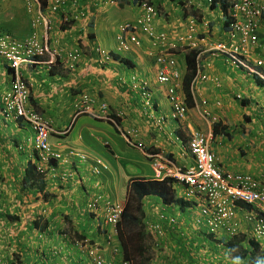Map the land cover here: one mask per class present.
<instances>
[{
  "label": "crops",
  "instance_id": "1",
  "mask_svg": "<svg viewBox=\"0 0 264 264\" xmlns=\"http://www.w3.org/2000/svg\"><path fill=\"white\" fill-rule=\"evenodd\" d=\"M45 1L48 5L43 12L51 21L48 33L44 25L37 22L38 0H0V33L22 40L38 34L41 42L47 36L50 49L61 55L51 68L44 63L49 58L47 55L42 63L24 64L21 71L30 84V105L61 132L51 136V143L63 156L55 163V176L46 179L47 196L30 188L22 190L26 169L36 163L31 148L34 132L26 122L5 116V125H0V130L4 131L0 133V264H87V260L78 257L72 245L63 240L67 225L69 229L74 227L72 232L88 234L106 245L104 236L111 229L104 226L105 230L100 232L102 216L84 213L86 203L102 194L108 201L124 205L131 182L160 181L148 153H162L180 166L193 165L194 158L187 145L191 127L214 131L218 123L211 145L218 166L222 170L264 177V125L255 120L258 118L253 112L256 106L251 105L252 99L264 103V85L223 57L202 52L199 54L201 72L208 80L197 82L194 107H188L183 122L168 119L161 128L156 127L150 123V113L169 115L171 104L167 99V86L155 80L156 64L148 55V38L141 33L145 40L141 48H134L128 56L117 53L119 27L128 17L136 18L142 13L141 0H77L76 8H72L75 0H68L63 13L55 14L49 9L52 0ZM196 1L200 7L206 6L204 12H200L202 15L197 16L198 28L209 34L215 26L211 21L218 15V9L209 10L205 0ZM149 2L160 5L164 11L160 10L155 18L154 28L167 31L173 37L186 32L185 18L197 15L188 8L186 0ZM69 11L85 18L65 24L62 15ZM219 18L222 20L221 15ZM222 27L224 32L223 24ZM75 51L80 52L76 67L69 68L68 56ZM117 55L128 58L129 64L114 57ZM177 58L183 82L179 92L185 96L186 53ZM132 72L140 76L129 84ZM147 82L152 91L153 111L144 107L141 94L134 91L137 85L146 86ZM10 84L7 65L0 66V97ZM84 94L96 99L92 114H78ZM240 94L245 96L241 102L236 99ZM203 99L209 100V117L201 110ZM216 101L222 104L219 106ZM102 102L109 105L107 115L100 111ZM117 112L123 115L118 117ZM1 114L0 106V117ZM97 161L108 169L95 173ZM172 189L173 194L168 196L172 203L166 204L161 196L151 194L142 199L141 211L135 209L142 220V231L150 234L147 239L137 241L134 248L127 247L129 258L135 264H251L235 257L234 251L223 244L205 239V228L198 223L202 217L197 207L188 205L193 198L188 195L186 186L173 182ZM99 211H103L102 208ZM244 211H239V231L249 238L252 227L245 221ZM35 221L43 237L34 227ZM155 226L167 232V239L160 240L161 243L153 236ZM219 238L229 239L225 235ZM107 249L106 256L111 257ZM121 253L122 247L118 255ZM57 254L61 258L66 255V259L59 261Z\"/></svg>",
  "mask_w": 264,
  "mask_h": 264
},
{
  "label": "built area",
  "instance_id": "2",
  "mask_svg": "<svg viewBox=\"0 0 264 264\" xmlns=\"http://www.w3.org/2000/svg\"><path fill=\"white\" fill-rule=\"evenodd\" d=\"M66 3V0H52L49 9L52 13H58L66 6ZM139 7L142 12L139 17L135 22L123 26L121 30L130 32L129 40L132 46L141 45L138 32L141 31L151 36V50L158 51L156 57L157 81L167 85V96L171 103L169 115L158 117L153 112L150 113L152 122L155 121L157 125L163 124L167 118L184 121L188 113L184 97L179 92L181 74L171 50L177 48L201 49L202 52L212 54L214 57L222 55L230 65L264 83V0H231L230 15L232 19L223 32V39L214 42L199 33L193 18L188 20L187 32L171 40L166 32L154 31L153 25L158 16L156 7L146 0L141 1ZM37 22H42L46 32L50 28V20L44 16L41 10L38 12ZM46 39L47 36L41 42L35 34L27 40H17L0 34V63L5 61L12 69L11 85L9 90L2 95V112L7 116L13 115L15 118H22L32 127L35 132L33 146L36 151L38 150L42 162H47L50 158L60 159L62 154L50 143L51 135L56 132L51 122L29 106V83L23 77L21 68L24 64L42 63V58L47 54H50L51 57L44 63H53L54 57L58 53L51 52ZM120 39L122 48L128 50L127 42L123 37ZM68 57V63L73 67L79 54L76 51L70 53ZM198 68L201 67L198 66ZM201 71L198 69L197 76L192 82V88L198 81L208 80V76ZM133 80L135 82V78ZM142 95L146 99L147 106L152 108L149 99L150 93L146 88H142ZM237 97L242 98L241 95ZM85 99L82 112L90 113L94 101L89 96H86ZM202 102L203 113L210 115L207 110L209 109L208 102L206 100ZM216 103L221 105V101ZM100 109L107 112L108 105L102 103ZM213 138L212 129L202 131L191 128L188 148L195 160L191 166H180L161 154H150L155 176L160 179L173 178L176 182L186 186L188 195L197 202L207 231L212 234L218 232L232 237L239 233L238 213L240 210H245L246 220H244L252 227L251 237L258 240L264 247V177L222 170L217 165L216 156L210 150ZM82 157L84 158V155ZM241 204L250 206V210L247 211L248 209H244ZM89 206L94 207L95 204ZM104 211L105 222L110 225L113 236H115L123 213V206L107 202ZM153 234L158 237L164 232L155 226ZM76 245L87 253V264H132V261L124 260L118 255L120 248L111 240L108 241V245L112 247L111 257H106L100 246L89 238L76 240Z\"/></svg>",
  "mask_w": 264,
  "mask_h": 264
},
{
  "label": "trees",
  "instance_id": "3",
  "mask_svg": "<svg viewBox=\"0 0 264 264\" xmlns=\"http://www.w3.org/2000/svg\"><path fill=\"white\" fill-rule=\"evenodd\" d=\"M218 3V0L213 1V8ZM42 7H46V1L41 0ZM229 0H223L221 2V9L225 15V22L223 24L224 28L229 25L230 18L228 17L229 13ZM65 26H62V29H64ZM200 54L199 49H194L191 51L186 52V64H187V72L184 77V89H185V101L188 107L194 106V97L192 92L190 91L191 84L194 80V77L197 74L198 66H199V60L198 55ZM117 59H120L122 63L129 64L128 59H124L120 56H114ZM224 58V56L219 55L217 58ZM225 61V60H224ZM10 72L12 73V70L10 69ZM256 81L260 84V80L256 79ZM264 85V84H262ZM209 104V100H206ZM243 102H246V100H243ZM245 104V103H243ZM249 116L246 115V120L248 121ZM18 120L24 121L23 119L19 118ZM218 127V123L214 125V135H216L217 131L216 128ZM24 183L22 184V190L30 188L31 190L39 191L44 193V196H47V192L45 191L47 184L46 180L36 171V168L34 166H31V168H27L25 171V176L23 179ZM175 180L173 178H164L160 181H150V182H144V181H133L130 184L129 187V195L127 201L124 203V210L121 215V220L118 223V237L116 240L120 243L122 247V253L123 258L130 259L129 254L127 253V247H135L136 242H140V240H144L146 237L148 238L150 234H146L144 231H142V220L137 217L135 214V209L137 211H141V202L142 199L145 196L148 195H158L162 197V200L166 204H170L173 201L171 199H168L169 194H173L172 185ZM47 194V195H46ZM180 203V202H179ZM188 205L190 207L196 208L197 203L195 201L188 202ZM244 209L250 210V206L241 204ZM188 206V207H189ZM252 209V208H251ZM240 216V212L238 213V218ZM17 219V218H15ZM205 228V232L212 236V241L216 242L218 241L219 244H223L228 249L233 250L236 254L235 257L241 258L242 260H248L251 264H263L264 263V252L261 250V245L259 242L248 238L243 233H237L236 235L230 237L228 240H225L224 238H219L222 236H219L218 232H214V234L207 231L206 225L204 223V218L198 222ZM34 227L38 228L39 225L35 221ZM144 228H146V225L144 224ZM39 229V228H38ZM41 229V228H40ZM75 234L79 237H81V234L75 231ZM152 235V234H151ZM154 236V235H153ZM156 240H159V236H154ZM146 238V239H147ZM160 242V240H159ZM131 261H133L131 259Z\"/></svg>",
  "mask_w": 264,
  "mask_h": 264
},
{
  "label": "clouds",
  "instance_id": "4",
  "mask_svg": "<svg viewBox=\"0 0 264 264\" xmlns=\"http://www.w3.org/2000/svg\"><path fill=\"white\" fill-rule=\"evenodd\" d=\"M141 1H144V0H141ZM140 1V2H141ZM146 1H148L149 2V0H146ZM213 1L214 0H211V2H208V0H205V2L207 3V6H208V8L209 7H211V9H218V10H220V12L222 13V21H223V24H224V22H225V20H224V18H225V15H224V13H223V11H222V9H221V2L223 1V0H218V3L216 4V6L213 8L212 6V4H213ZM39 2H40V4H39V6H38V11L39 10H41V12L44 14V9L47 7V5H46V7H42V5H41V0H39ZM66 5L68 4V0H66ZM74 2H75V5H74ZM77 0H75V1H72V8H76L77 7ZM186 3L187 4H189L191 7H192V11L195 9V7H194V3H193V1L192 0H186ZM196 3H197V7H198V10L200 11L202 8H206V6L204 7V6H202V7H200V4L196 1ZM229 3H230V5H229V9H231V0H229ZM150 4H152L151 2H150ZM49 5H50V3H49ZM140 5V4H139ZM154 5V4H153ZM66 7V6H65ZM64 7V8H65ZM64 8L62 9V11H60V12H58V13H63V10H64ZM140 8V7H139ZM74 10V9H73ZM37 11V12H38ZM52 13V12H51ZM76 12L74 11L73 13L71 12V11H69L68 13H65V14H63L62 15V21L65 23V24H72V23H75L77 20H81L83 17L85 18V16H81V17H78L77 15L78 14H75ZM53 14H55V13H53ZM44 16L47 18V16L44 14ZM80 16V15H79ZM37 17H38V15H37ZM68 18L67 20L65 19V18ZM139 17V16H138ZM138 17H136V18H134V20H128V21H125L120 27H119V33H118V35H117V42H118V54L120 55V56H122V54L124 55V54H126V53H131V52H133V49L134 48H141L142 46H143V41H144V44H145V40H143V38L141 37V33L142 34H144L143 32H138L137 34H138V36H139V39L141 40V45L140 46H132V44H131V42H130V40H129V36H130V32L128 31V32H123L122 30H121V28L123 27V26H125V25H127V24H129V23H133V22H135V20L138 18ZM191 17H193V16H190V17H187V18H185L184 19V22L185 21H187L188 19H190ZM228 17L230 18V20L232 19L231 17V15H230V10H229V13H228ZM48 19V18H47ZM40 23H42V22H40ZM50 27H51V21H50ZM228 27V26H227ZM227 27H226V29H227ZM44 30H45V28H44ZM49 30H50V28L47 30V32H46V30H45V32L46 33H48L49 32ZM129 30H131V29H129ZM154 31H156V32H159V31H163V30H156L155 28H154ZM164 32H166L167 34H168V37L171 39V40H173V39H175V37H173V35L171 34V33H169V32H167V31H164ZM186 32H187V30H186ZM186 32H184L183 34H185ZM0 34H4V35H8V36H10L11 38H13V39H17V38H14V37H12L10 34H8V33H0ZM35 35V34H34ZM147 38H148V40H149V44H150V35L148 36L147 34H144ZM180 35V34H179ZM179 35H177V36H179ZM182 35V34H181ZM36 36L38 37V34H36ZM120 37H123L124 38V40L127 42V44H128V50H125V49H123L122 48V46H121V44H120V42H121V39H120ZM39 38V37H38ZM17 40H22V39H17ZM27 40V39H26ZM48 46H49V44H48ZM50 48V47H49ZM51 50V52H53V51H56L58 54L54 57V61H53V63H50V64H48L49 66H50V68L53 66V65H55V63H56V60L61 56L60 55V53L57 51V50H52V49H50ZM191 50H194V49H184V48H177V49H175V50H171V53H173V55H174V57H175V59H176V62H177V68L179 69V67H178V55L179 54H181V53H186V52H188V51H191ZM200 50V53H202V51H201V49H199ZM76 52V51H75ZM78 52V51H77ZM157 50H155V49H153V50H151V44H150V46L148 47V55L150 56V57H152L153 58V60L155 61V64H156V57H157ZM72 53H74V52H72ZM80 52H78V54H79ZM209 54V53H208ZM47 55H49V58L48 59H45V62H46V60H50V57H51V55L50 54H47ZM46 55V56H47ZM201 55V54H200ZM200 55H198V60H199V66L201 67V68H198V69H201V70H203L202 69V64H201V62H200ZM45 57V56H44ZM79 58V57H78ZM122 58H124V59H128V58H125V57H122ZM129 60V59H128ZM77 62V61H76ZM76 62L75 63H73V67H71L70 66V63H68V66H69V68H75L76 67ZM46 64V63H45ZM5 65H7V69H8V72H9V75H10V77H11V81H12V73L10 72V65H8V63L7 62H5V61H2L1 63H0V66H5ZM237 69V68H236ZM12 70V69H11ZM156 70H157V64H156V68H155V80H156V82L158 83V84H160L158 81H157V77H156ZM238 70H240V69H238ZM240 71H242V70H240ZM179 72H180V70H179ZM243 72V71H242ZM245 75H247L245 72H243ZM180 74H181V72H180ZM140 76V74L139 73H134V72H132L131 73V75H130V78H129V84H130V82L131 83H133L134 82V80H133V78H135V80H137V78ZM181 76H182V74H181ZM248 77H251V78H253V79H255L253 76H251V75H247ZM256 80V79H255ZM258 80H260V79H258ZM181 82H182V77H181ZM261 82V81H260ZM29 83V82H28ZM183 83V82H182ZM262 84H264L263 82H261ZM125 84V83H124ZM139 84H143V82H139ZM11 85V84H10ZM126 85V84H125ZM160 85H164V84H160ZM164 86H167V85H164ZM10 87V86H9ZM141 87L142 88H146L148 91H149V93H150V97H149V99L150 98H152V91H151V87H150V84H149V82H147L146 83V86H139L136 90H134V91H136V92H139L140 94H141V96H142V99L144 100L143 101V105H144V107L147 109H150L151 111H153L154 110V104H153V100H150V103H151V105H152V108H150V107H148L147 106V104H146V99L143 97V95H142V89H141ZM195 87H196V85H195ZM195 87L194 88H192V84H191V89H190V91L192 92V94H193V97H194V99L196 100V90H195ZM29 88H30V84H29ZM180 89H182V85H181V88ZM9 90V88L6 90V91H4L3 93H2V95L5 93V92H7ZM166 90H167V87H166ZM2 95H1V97H0V106H1V112H2ZM241 95V94H240ZM88 97L89 96V94H84V96H82V98L80 99V103H79V105H78V114H84V113H89V112H82V110H83V108H84V106L83 105H85V97ZM89 97H91V96H89ZM184 97V100H185V96H183ZM237 97V96H236ZM241 97H242V95H241ZM91 99H93V101H95L96 102V99H94L93 97H91ZM167 99H168V96H167ZM237 99H242V98H238L237 97ZM203 100H206V99H203ZM202 100V101H203ZM168 101H169V99H168ZM95 102H94V104H95ZM170 102V101H169ZM217 102V101H216ZM215 102V103H216ZM102 103H106V102H102ZM102 103H100V105L102 104ZM107 105H108V103H106ZM171 104V103H170ZM185 104H186V101H185ZM217 104V103H216ZM222 104V103H221ZM29 106L32 108V109H34L31 105H30V97H29ZM186 106H187V104H186ZM220 106V105H219ZM203 107H204V105H203V102H202V106H201V110H204L203 109ZM208 107H209V104H208ZM187 109H188V106H187ZM35 111H37L36 109H34ZM100 111H101V113L103 114V115H107L108 114V111H109V105H108V109H107V112H103L101 109H100ZM38 112V111H37ZM94 112V106L92 107V112H90L89 114H92ZM203 112V111H202ZM3 113V112H2ZM40 113V112H39ZM4 114V113H3ZM42 114V113H41ZM155 115H157V113H154ZM204 114V113H203ZM209 114L211 115V111H209ZM5 116H7L6 114H4ZM43 115V114H42ZM116 115L119 117V116H122L123 115V112H120V113H116ZM163 115H168V114H162V115H160V116H163ZM187 115H188V113H187ZM210 115H206V114H204V116H206V117H209ZM10 116H13V115H10ZM44 116V115H43ZM160 116H158V117H160ZM14 117V116H13ZM45 117V116H44ZM112 120H114V121H116V119L115 118H113L112 116H109ZM46 118V117H45ZM186 118H187V116H186ZM16 119H19V118H16ZM22 119V118H21ZM47 119V118H46ZM172 120V119H170V118H167L166 119V121L167 120ZM48 120V119H47ZM149 120H150V123L152 124V125H154V126H158L159 128H161V126L162 125H164L165 123H166V121H165V123H163V124H159V125H157L156 124V122L155 121H151V119L149 118ZM186 120V119H185ZM173 121H178V120H173ZM213 121H216L215 119H213ZM24 122H25V120H24ZM178 122H180V121H178ZM181 122H183V121H181ZM27 123V122H26ZM116 123H117V121H116ZM28 124V123H27ZM52 124V123H51ZM32 128V127H31ZM54 128V127H53ZM192 128V127H191ZM191 128H190V132H191ZM194 128V127H193ZM196 129V128H195ZM33 130V129H32ZM56 132H54V133H58V134H60L61 132L60 131H58V130H56V129H54ZM202 131H204V130H202ZM213 131V130H212ZM34 132V131H33ZM53 133V134H54ZM52 134V135H53ZM213 134H214V131H213ZM51 135V136H52ZM125 135H127V134H125ZM34 138H35V132H34ZM33 138V139H34ZM189 138H190V133H189V136H188V142H187V145H188V143H189ZM214 139H215V135H214V138H213V140H212V142L214 141ZM50 143H51V137H50ZM52 144V143H51ZM211 145H212V143H211ZM211 145H210V150H211ZM52 146H53V144H52ZM54 147V146H53ZM32 148V152H33V156H34V158H35V161H36V163H35V165H33L35 168H36V171L44 178V180H46V179H48V178H50V177H54L55 176V174L57 173V169H56V165H55V163L58 161V160H61L62 158H63V156L60 158V159H55V158H50L47 162H42V160H41V158H40V156H39V152H38V150L36 151V149L34 148V146L33 147H31ZM55 149H56V147H54ZM57 150V149H56ZM58 151V150H57ZM60 152V151H59ZM61 153V152H60ZM191 153V152H190ZM62 154V153H61ZM150 154H161L162 156H164L162 153H158V152H156V153H148L147 155H148V157H149V155ZM80 155H84V154H80ZM215 155V154H214ZM193 156V155H192ZM216 156V155H215ZM165 158H168L167 156H164ZM85 158H87V156H85L84 155V159ZM150 159H151V164H152V158L151 157H149ZM169 159V158H168ZM170 160V159H169ZM172 161V160H171ZM216 161H217V159H216ZM194 162H195V160H194ZM98 165H95L96 167H95V169H94V172L95 173H97V174H100L101 173V170L102 169H104V170H107L108 169V167L106 166V165H102V163L100 162V161H97L96 162ZM175 163V162H174ZM178 165V164H177ZM218 165V164H217ZM100 167H101V169H100ZM226 171V170H225ZM250 174H252V173H250ZM252 175H254V174H252ZM256 176V175H255ZM259 177V176H258ZM261 178V177H260ZM164 179V178H163ZM162 180V179H161ZM176 182V181H175ZM178 183V182H177ZM185 186V185H184ZM192 198V197H191ZM193 201H195V199L193 198ZM107 202H111V201H108L102 194H99V195H96V196H94L91 200H89L87 203H86V212H88V213H91V214H94L95 216L96 215H101L102 216V224H103V229L105 230V228H104V226L105 227H107V228H110L111 230H110V232H108V234L107 235H105L104 237H105V240H106V245H103V244H101V243H98L96 240H94L92 237H89L88 236V234L86 235V234H81V237H79V236H77L75 233H74V235H76V237H74V236H72L71 238H69L68 239V242L72 245V249L74 250V251H77L79 254H80V258L81 259H83V260H87V262H88V256L86 255L87 253H85V252H83V250H81V249H79L78 247H77V245H76V240H83V239H85V238H89L92 242H94V243H97L99 246H100V248L104 251L106 248H108L107 250L109 251V252H111V254L110 255H112V247L111 246H109L108 245V241L109 240H111V241H113L116 245H118V247L121 249V245H120V243L116 240V238L118 237V228H117V234L115 235V236H113V233L111 232L112 231V228L110 227V225H108L106 222H105V211H104V206H105V204L107 203ZM196 202V201H195ZM111 203H113V202H111ZM197 203V202H196ZM90 204H95V206L94 207H90L89 205ZM113 204H116V203H113ZM120 205H122V204H120ZM123 206V210H124V205H122ZM100 208H102V210L103 211H99V209ZM197 209L199 210V214H200V209H199V207H198V205H197ZM201 217H202V215H200ZM36 229H38V228H36ZM41 230L40 229H38V232H39V234H40V236H42L43 234H41V232H40ZM64 233H66V232H63V237L64 238H66V235L64 234ZM154 235V234H153ZM227 238H230V237H227ZM250 239H253V240H255V241H257V242H259L258 240H256L255 238H253V237H249ZM259 244L261 245V250H263V252H264V247H263V245L259 242ZM106 251V250H105ZM105 251H104V255L106 256L107 254L105 253ZM107 257V256H106ZM120 257L121 258H123V254L121 253V255H120ZM124 260H130L131 261V259H125V258H123ZM133 262V261H132ZM133 264V263H132Z\"/></svg>",
  "mask_w": 264,
  "mask_h": 264
},
{
  "label": "rangeland",
  "instance_id": "5",
  "mask_svg": "<svg viewBox=\"0 0 264 264\" xmlns=\"http://www.w3.org/2000/svg\"><path fill=\"white\" fill-rule=\"evenodd\" d=\"M173 0H169V2H172ZM194 7H195V9H194V13L195 14H197L196 16H193V17H191V18H193L194 20H195V25H196V27L198 28V17L197 16H201L202 14L200 13V12H204V8H202L200 11L198 10V7H197V3H196V0H194ZM154 4V3H153ZM154 6L156 7V9H157V12H158V16L160 15V10H162V13H164V11H163V9H161V7H160V5H155L154 4ZM187 6H188V8H190V9H192V7L189 5V4H187ZM211 9V7H209V10ZM16 10V9H15ZM17 11V10H16ZM216 14H218V15H216V16H214V17H212L213 18V20L211 21L212 23H213V26H214V24H215V26L213 27V28H211V32H209V34H208V32L207 31H200L199 30V28H198V31H199V33L201 34V35H205V36H207L209 39H210V41H212V42H214V41H217V40H220V39H223V37L221 36V33L223 32V27H222V24H223V22H222V20L219 18V15H221V17H222V13L220 12V10H217L216 11ZM157 16V17H158ZM165 16H167V14L165 15ZM214 18H216L217 20H214ZM123 19H124V17L121 19V21H123ZM128 20H134V15L133 16H130V17H128V19L126 20H124V21H128ZM189 20V19H188ZM188 20L187 21H185L184 22V26H183V28H186V30H187V28H188ZM224 20H226L225 18H224ZM155 24V23H154ZM212 26V25H211ZM156 29V28H155ZM10 30H12L11 28H10ZM157 30V29H156ZM13 31V30H12ZM117 31V30H116ZM116 31H115V33L113 34L114 35V37L116 36ZM159 31V30H158ZM15 36H18V34L17 33H15L14 34ZM143 45H144V41H143ZM145 49V48H144ZM127 54H129V53H126L125 54V56H128ZM68 65V64H67ZM198 96V95H197ZM242 97H245V96H243L242 95ZM236 99H237V97H236ZM247 99V102H249V99L248 98H246ZM239 102H241L242 101V99L240 100H238ZM252 102H251V105L252 106H256L255 107V109H253V112H255L256 114H257V117L258 118H255V120L256 121H260L263 125H264V103H259V101H257V102H255L254 101V99H252L251 100ZM259 104V105H258ZM194 107V106H193ZM249 112V111H248ZM252 111H251V113H253ZM252 116H254L253 114H252ZM5 119V115L4 114H1V117H0V125H5V123H4V120ZM176 122V121H175ZM262 126V125H261ZM202 130V129H201ZM250 131H251V129H249ZM261 130H263V129H261ZM205 131V130H204ZM250 131L247 133V135H250ZM0 133L1 134H3L4 133V131L3 130H0ZM247 137H249V136H247ZM256 136L254 135V138H255ZM250 140V139H249ZM248 140V141H249ZM183 141V140H182ZM253 144V143H252ZM31 147H33V141L31 142ZM86 156V155H85ZM31 168V167H30ZM1 204V203H0ZM84 213H88V212H84ZM198 222H200V220H198ZM74 227L72 226L71 227V229H69V227H68V225H67V231H66V233H64L65 235H66V238H64L63 236V240H66V241H68V239L69 238H71L72 236H74V237H76V235H74V232H72L71 230L73 229ZM104 231V229L103 228H101L100 227V232H103ZM166 233L167 232H165L164 231V234L163 235H161V236H159V240H166L167 238H166ZM55 235H56V237H55V239H58L57 237H59L58 236V233H55ZM87 235V234H86ZM89 236V235H88ZM204 236H205V239H207V238H209V239H213V238H211L212 236H210V235H208L206 232L204 233ZM219 236H223V234L221 233V234H219ZM40 237H43V235L42 236H40ZM47 237H49V235L47 234ZM89 237H91V236H89ZM216 242H218V241H216ZM159 243H161V242H159ZM105 251V250H104ZM72 252H74L73 250H72ZM78 252L76 251V254H77ZM58 255V254H57ZM68 255H70V254H68ZM78 255V257H80V255L79 254H77ZM233 255H235L236 256V254L234 253ZM68 257H70V256H68ZM57 258H58V260L59 261H61V259L62 260H64V259H66V255H64L62 258L60 257V254L57 256ZM227 258H228V256H227ZM65 263V262H64ZM133 264H135V262L133 261L132 262Z\"/></svg>",
  "mask_w": 264,
  "mask_h": 264
}]
</instances>
